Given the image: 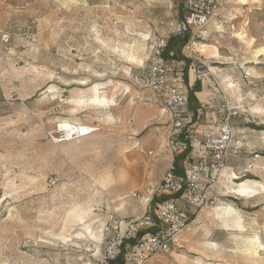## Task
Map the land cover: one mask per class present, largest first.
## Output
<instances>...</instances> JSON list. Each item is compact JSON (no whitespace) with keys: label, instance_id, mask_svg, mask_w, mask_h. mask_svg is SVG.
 I'll use <instances>...</instances> for the list:
<instances>
[{"label":"rangeland","instance_id":"1","mask_svg":"<svg viewBox=\"0 0 264 264\" xmlns=\"http://www.w3.org/2000/svg\"><path fill=\"white\" fill-rule=\"evenodd\" d=\"M182 2L0 0V264H98L112 220L144 216L170 121L133 79L146 38L169 34ZM219 13L182 59L208 64L243 151L261 158L234 182L264 186V0H221ZM64 124L95 133L60 142ZM240 195L218 198L147 264H264V189L255 213Z\"/></svg>","mask_w":264,"mask_h":264},{"label":"built area","instance_id":"2","mask_svg":"<svg viewBox=\"0 0 264 264\" xmlns=\"http://www.w3.org/2000/svg\"><path fill=\"white\" fill-rule=\"evenodd\" d=\"M220 7L221 0H183V15L171 24L169 34L146 38L145 68L133 82L138 89L152 93L170 121L166 144L150 154L152 160L168 164L153 197L165 194L170 197L155 206L149 203L144 216L126 224L113 219L107 234L109 242L98 264H110L119 257L125 240L135 242L124 248L123 264H147L156 256L170 254L183 231L214 203L212 191L224 181L238 179L237 175L226 174L231 159L245 149L243 135L231 122L238 116L237 108L221 89L208 64L191 52L186 55L190 60L188 75L194 76L208 91L206 101L193 110L189 102L190 88L184 78V60L167 59L163 55L170 37L190 36L187 49L204 40L205 28L219 17ZM77 61L81 62L82 57ZM60 132L59 141L67 142L88 137L95 129L76 124ZM182 154L181 171L177 173L175 158Z\"/></svg>","mask_w":264,"mask_h":264},{"label":"crops","instance_id":"3","mask_svg":"<svg viewBox=\"0 0 264 264\" xmlns=\"http://www.w3.org/2000/svg\"><path fill=\"white\" fill-rule=\"evenodd\" d=\"M144 59L145 58L143 57L139 61L143 63ZM187 77H188V80L186 82H188L187 83L188 87L194 92L196 100L198 101L199 104L204 103L207 99V96H208L207 95L208 91L206 89V86L204 84H202L201 82L196 81L194 76H192V75H188ZM246 153H247L246 151H243L239 156L231 159V161L229 163V167L226 170L227 176L230 177L232 174L233 175H237V174L244 175V173H246V172H244L245 168L242 167V164H241L242 161H245L246 163H251V165H253V162L258 161L257 159H261L260 156H259V158H255L254 156H252V154H246ZM259 183H260L259 181H252V180H246L242 183H240L239 181L238 182H234V181L225 182L224 181V182H222L221 185H219L216 189H214L212 191V196L215 200L214 203L217 200H219L218 198H222L225 195H227V193H235L236 195L244 194L245 197H247L248 199H251L250 202L253 206H255L254 208H258L259 206H257V205H260V204L257 203V205H255L256 200L258 199L257 193H263V189H264V186L260 185ZM208 208H209V206L206 207L196 217L193 224H195L197 222V220L199 221V217L201 216V214L206 213ZM254 208H252V209H254ZM256 211H258V209ZM256 211H253V212L255 213Z\"/></svg>","mask_w":264,"mask_h":264},{"label":"trees","instance_id":"4","mask_svg":"<svg viewBox=\"0 0 264 264\" xmlns=\"http://www.w3.org/2000/svg\"><path fill=\"white\" fill-rule=\"evenodd\" d=\"M180 15H183V2L181 3V13ZM190 39V36H184V37H170L167 46L163 52V55L165 58H174L177 60H184L185 63V72H184V78L185 81L188 80V66L190 64V60L187 58L182 59V50L183 48L188 44ZM171 52H173V56H171ZM188 83V82H187ZM189 102H190V106L193 110L197 109V105H199L198 101L196 100L195 94L194 92L189 89ZM250 127H255L253 125H250ZM264 129V128H262ZM183 154L179 155L175 158V165H176V172L179 173L181 171V160L183 158ZM246 180H250V178L248 176H244L242 178H240V183L246 181ZM170 196L167 194L162 195V196H154L151 202L152 206H155L158 202L163 201L167 198H169ZM258 208H254L251 210V212L256 211ZM140 235H143V233H141ZM134 240H125L123 243V247H122V251L119 257H117L116 259L112 260L110 262V264H123V253H124V248L126 247L127 244H134Z\"/></svg>","mask_w":264,"mask_h":264},{"label":"bare ground","instance_id":"5","mask_svg":"<svg viewBox=\"0 0 264 264\" xmlns=\"http://www.w3.org/2000/svg\"><path fill=\"white\" fill-rule=\"evenodd\" d=\"M95 102H96V103H106V102L108 103V101H106V100H103V101L95 100ZM68 125L71 126L70 124H64L63 127L65 128V127H67ZM248 190H249V189H248ZM248 190H247V191H248ZM241 192H242V191H241ZM243 192H244V191H243ZM240 196L245 197L244 194H243V195H240Z\"/></svg>","mask_w":264,"mask_h":264}]
</instances>
